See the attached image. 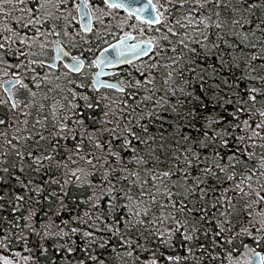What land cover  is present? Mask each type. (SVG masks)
I'll return each mask as SVG.
<instances>
[{
    "label": "snow or ice",
    "instance_id": "obj_1",
    "mask_svg": "<svg viewBox=\"0 0 264 264\" xmlns=\"http://www.w3.org/2000/svg\"><path fill=\"white\" fill-rule=\"evenodd\" d=\"M0 264H264V0H0Z\"/></svg>",
    "mask_w": 264,
    "mask_h": 264
},
{
    "label": "flooded vegetation",
    "instance_id": "obj_2",
    "mask_svg": "<svg viewBox=\"0 0 264 264\" xmlns=\"http://www.w3.org/2000/svg\"><path fill=\"white\" fill-rule=\"evenodd\" d=\"M259 250V249H258Z\"/></svg>",
    "mask_w": 264,
    "mask_h": 264
}]
</instances>
